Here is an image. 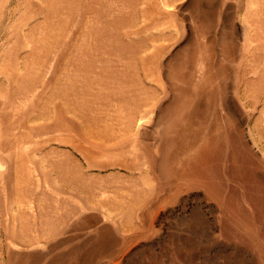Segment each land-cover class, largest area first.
<instances>
[{"label":"rangeland","instance_id":"1","mask_svg":"<svg viewBox=\"0 0 264 264\" xmlns=\"http://www.w3.org/2000/svg\"><path fill=\"white\" fill-rule=\"evenodd\" d=\"M0 264H264V0H0Z\"/></svg>","mask_w":264,"mask_h":264},{"label":"bare ground","instance_id":"2","mask_svg":"<svg viewBox=\"0 0 264 264\" xmlns=\"http://www.w3.org/2000/svg\"><path fill=\"white\" fill-rule=\"evenodd\" d=\"M208 143L209 144H205L196 153V156H195L196 159H195V161L193 160V164L189 168L187 174L189 176L192 175L193 177H195V179H198L197 181H202L207 187H211V185H213L215 183L214 177L218 176V174H219V172H218L219 166H217V168H213L212 164H214L215 161L220 163V161L222 159V156H221L222 150H221V147L219 146V144H217V143L214 144L213 142H211V143L208 142ZM191 161H192V159H191ZM218 185H220V187L222 186L221 183H219Z\"/></svg>","mask_w":264,"mask_h":264}]
</instances>
